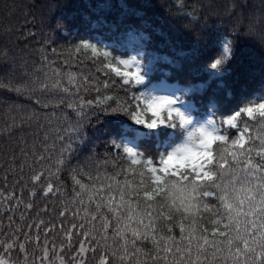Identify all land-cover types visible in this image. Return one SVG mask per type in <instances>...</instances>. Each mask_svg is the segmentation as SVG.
<instances>
[{"label":"snow or ice","instance_id":"6c2138e0","mask_svg":"<svg viewBox=\"0 0 264 264\" xmlns=\"http://www.w3.org/2000/svg\"><path fill=\"white\" fill-rule=\"evenodd\" d=\"M92 24L111 32V44L100 47L82 39L63 62L71 65L83 56L94 71H65L45 56L32 74L25 72L30 79L14 88L44 110L45 123L33 109L18 125L35 123L31 140L29 134L13 137L15 120L0 129L9 142L0 149V179L7 186L13 177L11 191H0V208L6 204L12 214L8 231L0 222V264H264V94L235 108L222 107L219 121L209 108L201 121L192 103L195 89L152 83L157 61L136 51L144 47L142 32L110 25L102 14ZM118 50L122 54H114ZM230 54L226 44L198 74L218 78ZM9 57L7 48L0 50V59ZM116 87L125 91V100L110 94ZM81 91L94 93V99ZM65 103L76 122L53 128L54 120H68L67 114L57 117ZM108 113L149 133L129 129L131 135L111 139L113 152L104 158L91 149L72 166V144L86 145L92 119L99 122ZM166 129L182 131L157 142L153 151L140 150L142 137L152 130L168 135ZM49 200L59 201L54 217Z\"/></svg>","mask_w":264,"mask_h":264},{"label":"trees","instance_id":"16d2710c","mask_svg":"<svg viewBox=\"0 0 264 264\" xmlns=\"http://www.w3.org/2000/svg\"><path fill=\"white\" fill-rule=\"evenodd\" d=\"M98 14H102L110 25H132L143 33L144 47L136 51H144L145 60L156 59L152 83L164 81L179 89H195L192 103L197 109V119L201 121L207 118L209 108L214 113L213 118L219 121L222 107L235 108L253 96L258 98L264 94L260 91L264 83V0H0V50L7 48L10 52L6 62L0 59V129L15 120L17 128L13 137L29 134L31 140L30 134L37 130L35 123L23 128L18 125L21 118L33 109L41 113L40 123H45L44 110L28 99L27 94L14 91L18 84L30 79L25 75L26 71L32 74L40 67L42 57L46 56L48 62H54L53 66L65 71H94L92 61L83 56L71 65H65L63 61L68 49L82 39H89L100 47L111 44L107 39L110 31L93 27L92 21ZM226 44L231 54L220 69L222 75L209 79L203 73L198 74L201 65L223 54ZM114 54L122 52L118 50ZM137 88L131 91L135 92ZM110 94L121 101L126 99L125 91L119 87L113 88ZM80 95L85 99H94L95 96L83 91ZM52 111V108L47 109L48 114ZM56 111L57 117L67 114L68 120L59 123L54 120L53 128L63 129L76 122V113L68 109L66 103ZM116 115L119 114H101L99 122L97 118L92 119L91 125L94 126L87 128L88 143L83 146L78 141L72 144L75 149L72 166L81 164L91 149L98 158H104L105 153L113 152L111 139L119 141L129 129L149 133L127 117L116 119ZM47 130L45 124L40 136ZM165 131L168 135L152 130L147 138L142 137L140 150L153 151L157 142L175 139L182 130ZM62 134L65 133L62 131ZM54 139L53 132L49 143ZM8 143V139L0 135V149L7 147ZM65 143L70 141L66 139ZM2 176L3 169H0ZM62 179L70 193L71 181L67 171ZM82 179L87 182L86 177ZM12 181L13 177L9 176L5 186V181L0 179V191L5 195L11 191ZM16 193L19 194V186ZM47 203L54 217L59 201L49 200ZM6 209V204L0 208L4 231H8V216L12 215ZM18 216L19 212L16 213ZM12 255L16 257V253Z\"/></svg>","mask_w":264,"mask_h":264}]
</instances>
